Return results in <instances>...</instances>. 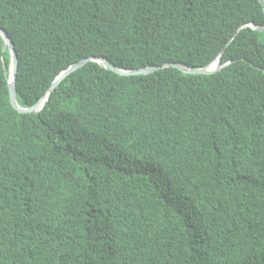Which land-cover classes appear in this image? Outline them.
<instances>
[{"label":"trees","instance_id":"obj_1","mask_svg":"<svg viewBox=\"0 0 264 264\" xmlns=\"http://www.w3.org/2000/svg\"><path fill=\"white\" fill-rule=\"evenodd\" d=\"M264 0H0V264H264ZM246 25V26H243ZM222 52V53H221Z\"/></svg>","mask_w":264,"mask_h":264},{"label":"water","instance_id":"obj_2","mask_svg":"<svg viewBox=\"0 0 264 264\" xmlns=\"http://www.w3.org/2000/svg\"><path fill=\"white\" fill-rule=\"evenodd\" d=\"M246 26V25H243ZM252 29L258 30V31H264V27L256 25L254 23L248 24ZM0 36L3 38L6 47L8 48L9 54H10V64H9V72L10 75L8 77V88H9V96H10V103L13 106L14 109H16L20 113H37L39 112L44 106L46 101L48 100L51 92L56 88L58 84H60L69 74L74 72L76 69L84 66L89 61H96L98 64H100L102 67L109 69L119 75L123 76H130V75H147L150 73H153L157 70H160L164 67H174L177 68L184 73L189 74H212L214 72L219 71L222 69L225 65L231 63L232 61H228L225 63H222L221 61V55L217 56L213 61L208 63L207 65L200 67V68H187L182 65L176 64V63H166L163 66H146L140 69H120L114 67L108 60L102 58V57H88L84 58L72 65H70L67 69L63 70L52 82L51 86L48 88L44 96L33 106L31 107H22L18 104L16 99V77H17V71H18V55L14 48V43L8 33L0 28ZM222 53V52H221ZM11 76V78H10Z\"/></svg>","mask_w":264,"mask_h":264},{"label":"bare ground","instance_id":"obj_3","mask_svg":"<svg viewBox=\"0 0 264 264\" xmlns=\"http://www.w3.org/2000/svg\"><path fill=\"white\" fill-rule=\"evenodd\" d=\"M10 73H11V72H9V75H10ZM10 78H11V76H10Z\"/></svg>","mask_w":264,"mask_h":264}]
</instances>
